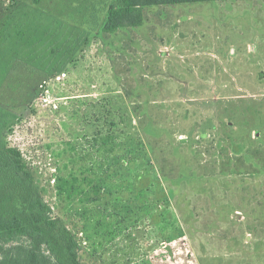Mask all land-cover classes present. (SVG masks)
<instances>
[{
  "label": "rangeland",
  "instance_id": "374dc122",
  "mask_svg": "<svg viewBox=\"0 0 264 264\" xmlns=\"http://www.w3.org/2000/svg\"><path fill=\"white\" fill-rule=\"evenodd\" d=\"M0 0V150L83 264H264V0Z\"/></svg>",
  "mask_w": 264,
  "mask_h": 264
},
{
  "label": "trees",
  "instance_id": "16d2710c",
  "mask_svg": "<svg viewBox=\"0 0 264 264\" xmlns=\"http://www.w3.org/2000/svg\"><path fill=\"white\" fill-rule=\"evenodd\" d=\"M237 0H117L104 30L140 27L144 10ZM80 246L64 222L36 189L13 156L0 150V264H83Z\"/></svg>",
  "mask_w": 264,
  "mask_h": 264
},
{
  "label": "crops",
  "instance_id": "0c3cea01",
  "mask_svg": "<svg viewBox=\"0 0 264 264\" xmlns=\"http://www.w3.org/2000/svg\"><path fill=\"white\" fill-rule=\"evenodd\" d=\"M238 1V0H237ZM195 4H198V3H195ZM180 5H182V4H180ZM190 5V4H189Z\"/></svg>",
  "mask_w": 264,
  "mask_h": 264
}]
</instances>
